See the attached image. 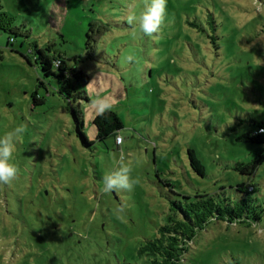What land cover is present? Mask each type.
Segmentation results:
<instances>
[{
	"label": "rangeland",
	"instance_id": "obj_1",
	"mask_svg": "<svg viewBox=\"0 0 264 264\" xmlns=\"http://www.w3.org/2000/svg\"><path fill=\"white\" fill-rule=\"evenodd\" d=\"M143 2L0 0L11 22L0 29V137L26 127L18 179L0 187V264H152L140 249L169 223L172 201L205 193L250 197L260 218L210 221L181 264H264V162L252 175L236 169L264 150L240 139L264 123V0H167L151 37L126 19ZM37 47L83 72L72 76L81 99L44 76ZM98 94L123 122L105 140L90 107ZM121 156L140 183L104 193Z\"/></svg>",
	"mask_w": 264,
	"mask_h": 264
},
{
	"label": "trees",
	"instance_id": "obj_2",
	"mask_svg": "<svg viewBox=\"0 0 264 264\" xmlns=\"http://www.w3.org/2000/svg\"><path fill=\"white\" fill-rule=\"evenodd\" d=\"M0 18V29L11 28V22L6 14L2 13ZM91 36H89L90 38ZM37 62L45 77H56L61 84V92L64 93L69 100L78 96L83 97L81 93L76 92L72 84V76L76 78H84L82 71L74 69L71 73L63 55L51 56L44 48L37 47ZM57 61H60L57 64ZM76 93V94H74ZM88 100L89 98L86 97ZM76 126L86 144H90L83 132L84 121L81 116L74 110ZM94 124L98 128V139L105 140L111 135H118L123 128V122L117 112L111 110L103 116L95 117ZM264 126L259 124L258 129L249 131L241 135L240 139L254 143L264 144V132L258 130ZM189 155L192 166L201 174H205L204 165L198 158L195 150L189 149ZM264 162V150L258 153L256 159L249 163H241L236 167L237 170L245 174L252 175L257 168ZM167 185H170L167 183ZM240 192L251 193L255 189L248 188L244 191L240 186ZM186 201H172L174 215L170 216L169 223L160 228V235L154 240L149 241L140 249L141 255L151 258L152 264H181L183 254L187 251L189 243L196 236L197 231L203 229L207 223L212 220H224L229 222L248 221L254 218L259 220V213H255L253 199L250 197H242L238 203H233L229 198H216L210 194H198L194 199L186 196Z\"/></svg>",
	"mask_w": 264,
	"mask_h": 264
},
{
	"label": "clouds",
	"instance_id": "obj_3",
	"mask_svg": "<svg viewBox=\"0 0 264 264\" xmlns=\"http://www.w3.org/2000/svg\"><path fill=\"white\" fill-rule=\"evenodd\" d=\"M167 15V0H144L143 10L139 13L129 11L126 16L127 23L138 24L139 30L146 36H153L160 32L162 25L165 22ZM127 60L131 62L132 56H128ZM115 100L108 96H100L99 94L91 101L90 107L93 113V118L103 116L111 111L115 106ZM26 132L24 125H18L12 130L6 132L0 137V187L11 184L18 179L19 168L12 163L13 155L16 150V145L21 140ZM119 142V140H118ZM132 167L129 162H125L123 156L118 160L117 166L109 173L103 176L104 193H120L121 191H133L140 181L138 178H133ZM127 205L122 204L117 211L123 213Z\"/></svg>",
	"mask_w": 264,
	"mask_h": 264
},
{
	"label": "built area",
	"instance_id": "obj_4",
	"mask_svg": "<svg viewBox=\"0 0 264 264\" xmlns=\"http://www.w3.org/2000/svg\"><path fill=\"white\" fill-rule=\"evenodd\" d=\"M59 63H60V61H57V64H59ZM258 132H264V126L261 127V128L258 130ZM118 140H119V142H121V138H120V137H118ZM251 188H253V187H251Z\"/></svg>",
	"mask_w": 264,
	"mask_h": 264
}]
</instances>
